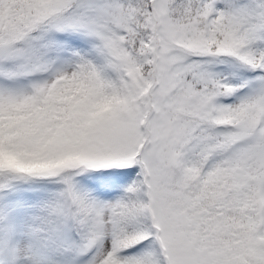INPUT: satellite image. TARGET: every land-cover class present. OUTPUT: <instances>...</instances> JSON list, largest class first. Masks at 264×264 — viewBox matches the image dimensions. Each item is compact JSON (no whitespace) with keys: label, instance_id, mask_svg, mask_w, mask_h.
<instances>
[{"label":"snow or ice","instance_id":"snow-or-ice-1","mask_svg":"<svg viewBox=\"0 0 264 264\" xmlns=\"http://www.w3.org/2000/svg\"><path fill=\"white\" fill-rule=\"evenodd\" d=\"M0 264H264V0H0Z\"/></svg>","mask_w":264,"mask_h":264}]
</instances>
